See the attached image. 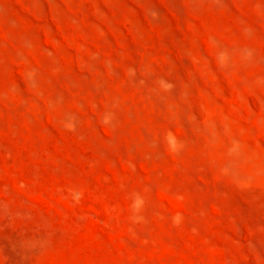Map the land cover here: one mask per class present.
Here are the masks:
<instances>
[{"label": "rangeland", "instance_id": "obj_1", "mask_svg": "<svg viewBox=\"0 0 264 264\" xmlns=\"http://www.w3.org/2000/svg\"><path fill=\"white\" fill-rule=\"evenodd\" d=\"M0 264H264V0H0Z\"/></svg>", "mask_w": 264, "mask_h": 264}]
</instances>
